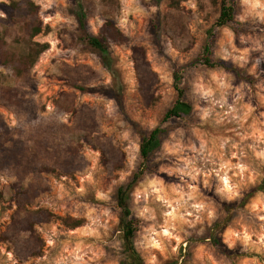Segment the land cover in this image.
I'll use <instances>...</instances> for the list:
<instances>
[{"label": "rangeland", "instance_id": "1", "mask_svg": "<svg viewBox=\"0 0 264 264\" xmlns=\"http://www.w3.org/2000/svg\"><path fill=\"white\" fill-rule=\"evenodd\" d=\"M80 2L0 0V264H264V0ZM81 12L128 42L102 55ZM177 77L193 110L163 124ZM137 173L128 242L116 194Z\"/></svg>", "mask_w": 264, "mask_h": 264}, {"label": "trees", "instance_id": "2", "mask_svg": "<svg viewBox=\"0 0 264 264\" xmlns=\"http://www.w3.org/2000/svg\"><path fill=\"white\" fill-rule=\"evenodd\" d=\"M79 6L82 10L81 2L79 0ZM77 20L79 22V26L81 31L83 32L85 40L92 46L95 50H97L102 55L109 54V47L111 44L124 45L128 42V38L122 33V31L116 26V24L112 21H108L105 23L102 29V33L100 36H92L88 33V24H87V16L85 13L81 12L77 15ZM235 23V9L233 6L228 4L226 1L222 2L221 10L219 18L216 22L215 27L222 29L226 28ZM41 33L40 27H35L32 31V36H37ZM212 36V35H211ZM48 47L43 46L41 50H32L27 56L21 57L19 61L22 65L30 64V66H34V64L39 60L40 56L47 51ZM9 53L5 51V43L0 37V56L4 60H13L9 58ZM202 60L206 66L211 69L216 68H225V64L223 62H214L212 59V46L210 43L204 48ZM181 79L177 77V87L176 90L178 92V101L175 106L170 109L163 120V124L169 123L173 119H183L188 117L192 113V106L184 100L185 92L180 87ZM167 134V129L164 127H158L155 129L148 137H146L140 147V154L144 164L148 163L152 156L160 149L161 142L163 137ZM141 173H137L134 175L133 181L127 185L120 187L117 190L116 201L118 203L119 208L123 211L124 214V227L123 232L125 235V240L128 242H132L135 238L137 229L136 223L132 218V213L130 210V201L132 194L134 193L138 182L141 179ZM264 192V184L257 188L254 193ZM77 225L74 228L80 227V223H76ZM219 222L215 225L218 229H221V233L226 229ZM224 254H231L230 251L223 249ZM138 264V263H136Z\"/></svg>", "mask_w": 264, "mask_h": 264}]
</instances>
